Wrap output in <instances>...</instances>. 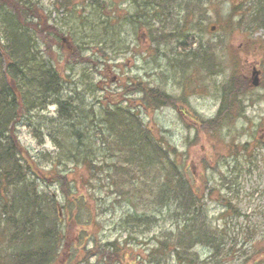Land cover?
Wrapping results in <instances>:
<instances>
[{
    "label": "rangeland",
    "instance_id": "374dc122",
    "mask_svg": "<svg viewBox=\"0 0 264 264\" xmlns=\"http://www.w3.org/2000/svg\"><path fill=\"white\" fill-rule=\"evenodd\" d=\"M28 1L38 8L42 26L53 27L40 36L35 33L45 58L64 75L63 94L71 101L62 114L56 103L29 106L13 130L21 154L32 166L28 175L64 214L65 239L53 264H148V253L158 242L177 237V202L159 205L156 194L170 160L178 168L175 176H182L200 196L210 229L222 239L217 248L193 246V264H264V26L251 30L243 27L253 22H236L251 2L201 0L206 17L193 18L195 34L180 38L201 39L213 52L214 59L201 67L183 56L177 36L160 44L152 37L161 30L176 33L175 26L186 17V3L147 15L145 5L137 11L136 1L145 0ZM169 13H174L171 19ZM1 29L3 25L0 35ZM253 68L261 70L259 86L251 85ZM235 72L247 83L241 100L245 116H237L231 125L220 122L215 135L191 116L212 118L222 101V84ZM136 83L174 97L183 95V102L180 108L145 107L143 93L131 90ZM32 95L37 98L35 91ZM117 103L134 107L143 125L176 150L154 169L135 170L141 178L130 186V200L111 192L107 175L123 178L107 166L118 151L108 150L114 139L109 122L94 116ZM79 129L81 134L74 135ZM85 149L93 157V167L81 160ZM126 175L132 177L128 171ZM112 248L121 262L107 256ZM125 251L136 255L123 263ZM167 263L180 261L172 255Z\"/></svg>",
    "mask_w": 264,
    "mask_h": 264
},
{
    "label": "trees",
    "instance_id": "16d2710c",
    "mask_svg": "<svg viewBox=\"0 0 264 264\" xmlns=\"http://www.w3.org/2000/svg\"><path fill=\"white\" fill-rule=\"evenodd\" d=\"M247 1L251 2V5L238 15L237 25L253 22V26L243 27L251 30L264 26V0ZM136 2L137 11L140 6L148 7L145 11L147 15L149 11H166L174 4L186 3V10L184 9L187 11L186 17L183 24L175 26L176 33L161 30L152 36L153 41L158 44L170 40L171 36H177L179 40L183 36L187 40L195 30L192 19H196L200 14L201 19L206 17L204 2L201 0H145L143 4ZM237 4L234 8L239 9L241 6ZM169 16L171 19L174 13H169ZM34 18H38L39 21L35 22ZM40 18L35 3L28 0H0V25H3L0 35V264H53L65 239V229L61 223L64 219L61 205L38 190L37 179L28 175L32 166L21 154L13 137L15 125L29 106L45 108L50 103H56L61 112L71 103L65 97V93L63 94L64 75L45 58V51L41 49V43L35 33L40 36L47 28H53L42 26ZM189 42L181 40L178 43L184 52L183 56L196 60L201 67L208 66L209 61L214 59L213 52L207 49V45L201 39ZM191 74L193 73L188 74V78H191ZM130 87L132 91L143 93L141 99L145 101V107L180 108L179 103L183 102L180 100L183 95L174 97L157 87L145 84L140 88V83ZM246 87L247 83L238 78L237 72L230 74L222 84V101L216 114L207 120L196 119L193 116L191 118L205 130L217 133L220 122L225 120L226 125H231L237 116H245L243 113L245 106L241 100L242 90ZM33 91L37 93V98L29 96ZM135 111L136 109L127 103L126 105L117 103L105 110L101 116L94 115L99 120L109 122V129L114 135L113 143H109L108 150L118 151V157L112 155L107 166L114 167V174L123 175V178H114L111 173L107 178L113 187L111 192L119 193L121 196L119 199H125L131 192L130 186L141 178V174H137L135 170L143 171L145 166L154 169V164L176 153L175 148L169 147L161 137H157L151 127L143 125L136 114L139 111ZM66 117L70 120L72 114ZM133 117H136V120ZM69 122L74 125L73 121ZM80 134L79 129L74 135ZM256 143L263 142L258 140ZM85 151L81 160L89 164V167H93L91 164L93 157L88 153V149ZM70 155L77 157L72 151ZM123 155H128L126 160H123ZM168 167L165 172H161L162 180L156 194L159 197V205H171L170 201L177 202L174 206L176 211L173 213L176 221L180 218L177 237L165 238L158 242L157 247L148 253V264H168L167 261L172 255L177 262L180 261L179 264H193L197 258L196 252L190 251L193 246L211 244L217 248L221 245L222 239L210 229L206 209H202L199 203L200 196L194 193L182 176H175L178 171L176 163L170 160ZM127 171L132 177L126 175ZM136 186L137 184L132 189ZM127 189L130 190L126 191ZM66 191L68 192V189ZM107 193L110 191L107 190ZM130 199V196L126 198ZM64 206L67 205L64 204L63 208ZM132 255L136 254L125 251L123 263L124 259ZM107 256L113 258V261L121 262L115 248H112V251L108 250Z\"/></svg>",
    "mask_w": 264,
    "mask_h": 264
},
{
    "label": "water",
    "instance_id": "95a60500",
    "mask_svg": "<svg viewBox=\"0 0 264 264\" xmlns=\"http://www.w3.org/2000/svg\"><path fill=\"white\" fill-rule=\"evenodd\" d=\"M258 75H259V71L258 70H254L253 71V77H254V79H253V85H258L259 84V77H258Z\"/></svg>",
    "mask_w": 264,
    "mask_h": 264
},
{
    "label": "flooded vegetation",
    "instance_id": "af4514ba",
    "mask_svg": "<svg viewBox=\"0 0 264 264\" xmlns=\"http://www.w3.org/2000/svg\"><path fill=\"white\" fill-rule=\"evenodd\" d=\"M261 137H264V132H263V133H261Z\"/></svg>",
    "mask_w": 264,
    "mask_h": 264
}]
</instances>
